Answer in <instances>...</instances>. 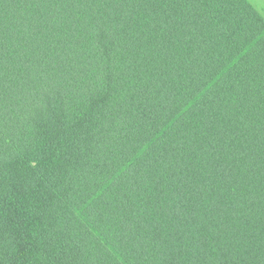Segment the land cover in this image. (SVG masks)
<instances>
[{
    "label": "trees",
    "instance_id": "16d2710c",
    "mask_svg": "<svg viewBox=\"0 0 264 264\" xmlns=\"http://www.w3.org/2000/svg\"><path fill=\"white\" fill-rule=\"evenodd\" d=\"M0 264H264L249 0H0Z\"/></svg>",
    "mask_w": 264,
    "mask_h": 264
},
{
    "label": "rangeland",
    "instance_id": "374dc122",
    "mask_svg": "<svg viewBox=\"0 0 264 264\" xmlns=\"http://www.w3.org/2000/svg\"><path fill=\"white\" fill-rule=\"evenodd\" d=\"M257 10L264 16V0H249Z\"/></svg>",
    "mask_w": 264,
    "mask_h": 264
},
{
    "label": "crops",
    "instance_id": "0c3cea01",
    "mask_svg": "<svg viewBox=\"0 0 264 264\" xmlns=\"http://www.w3.org/2000/svg\"><path fill=\"white\" fill-rule=\"evenodd\" d=\"M257 9V8H256Z\"/></svg>",
    "mask_w": 264,
    "mask_h": 264
}]
</instances>
